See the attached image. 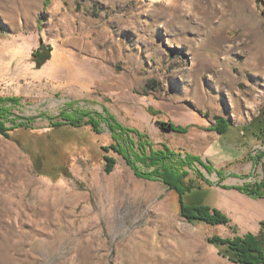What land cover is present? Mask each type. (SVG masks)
Returning <instances> with one entry per match:
<instances>
[{"label": "rangeland", "instance_id": "374dc122", "mask_svg": "<svg viewBox=\"0 0 264 264\" xmlns=\"http://www.w3.org/2000/svg\"><path fill=\"white\" fill-rule=\"evenodd\" d=\"M14 98L1 118L26 125L0 133V264H237L208 236L260 230L264 198L219 183L264 176V0H0V99ZM107 108L154 149L213 164L187 167L183 200L230 222H189L107 123L54 126Z\"/></svg>", "mask_w": 264, "mask_h": 264}, {"label": "trees", "instance_id": "16d2710c", "mask_svg": "<svg viewBox=\"0 0 264 264\" xmlns=\"http://www.w3.org/2000/svg\"><path fill=\"white\" fill-rule=\"evenodd\" d=\"M48 55L49 54L44 55L42 49L35 53L38 62H43L44 59H47ZM19 101L20 99L16 98L11 100L0 99V105L2 104L0 106V133L8 138H11L10 131L26 125L24 122H15L13 125L8 126L5 118H1L4 117V115L7 116V114L11 112L6 106V103L11 102L13 105H18L20 104ZM88 115L89 119L83 122L84 118ZM216 119V125L211 129L223 132V126H226L228 120L225 117H217ZM102 122L107 123L113 133L115 142L112 144V147L127 160V163L131 166L137 176L148 178L150 180L161 178L169 185V188L179 192L181 215L189 220V222L196 224L199 221L210 225L227 224L230 222V218L217 207L207 204H187L183 200L185 192L183 190L189 188V185H186L187 183H185L186 178L190 174L187 167L195 166L196 161H199L202 162L209 171H213V164L207 165L201 160L200 156L187 153L185 157L181 158L178 157L181 155L180 153L167 145H165L163 149H154L153 142L149 139H144L143 133L121 123L115 114L109 112V110L107 111L106 116L101 114H84L80 112L75 113V115L69 114L63 116V120L56 122L54 126L64 124H70L73 126L92 125L94 130L100 132L101 129L99 127ZM168 125L171 129L176 131L187 132L188 130L187 126L174 123H169ZM132 133H137L141 139H135ZM105 148L109 150V147ZM104 157L105 160H107L105 170L106 172H111L117 160L114 156L106 155ZM139 161L152 169L146 171L142 170L138 166ZM198 172L200 175H203L201 170H198ZM183 184H185V188L182 187ZM231 187L264 198V176L259 182ZM207 240L217 248L218 253L221 256L228 258L234 263L264 264V222L261 223L259 231H248L243 235L236 234L232 237L212 234L208 236Z\"/></svg>", "mask_w": 264, "mask_h": 264}, {"label": "crops", "instance_id": "0c3cea01", "mask_svg": "<svg viewBox=\"0 0 264 264\" xmlns=\"http://www.w3.org/2000/svg\"><path fill=\"white\" fill-rule=\"evenodd\" d=\"M228 174H230V172H229ZM228 174H227V175H228ZM228 179H229V178H228ZM228 184L231 185V186L235 185L233 182H229V181L226 182V180H225V181H221V182L219 183V185H223V186H227Z\"/></svg>", "mask_w": 264, "mask_h": 264}]
</instances>
